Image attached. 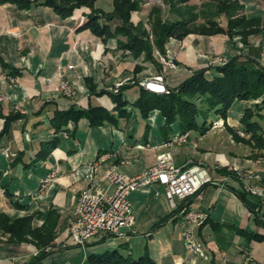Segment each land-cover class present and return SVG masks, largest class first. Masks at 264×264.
<instances>
[{
	"label": "crops",
	"instance_id": "0c3cea01",
	"mask_svg": "<svg viewBox=\"0 0 264 264\" xmlns=\"http://www.w3.org/2000/svg\"><path fill=\"white\" fill-rule=\"evenodd\" d=\"M238 2L246 19L261 21L260 31L248 36L247 45L224 34H189L181 41L170 39L165 56L176 68L158 62L160 70L144 61L143 56L134 58L119 49L116 39L102 42L81 28L85 12L75 11L61 19L51 8L39 4L24 10L0 4V126L5 117L19 115L0 143V212L13 218L31 215L33 227L43 224L49 210L56 213L55 238L50 246L39 249L30 238L8 244L7 237H1L0 264H27L41 253L44 256L39 264H88L89 255L110 251L131 259L146 256L155 264H264V242L247 241L237 233L264 236V225L257 224L250 207L262 222L264 210L254 196L246 195L250 207L239 198L242 184L232 175L226 177L224 187L207 184L186 200L176 199L175 208L169 206L163 188L157 184L135 190L128 196L134 217L132 227L120 229L116 236L102 232L84 249L67 232L75 199L87 187L91 174L88 165L93 163L95 175L114 166L131 177L154 166L157 154L170 152L176 165L202 166L213 180L221 179L226 169L252 170L264 186V144L247 142L249 136L240 123L244 109L254 102L234 101L225 120L213 114L209 130L204 134L189 132L185 144L172 147L165 143L180 133L178 123L164 135V120L159 112L138 120L139 112L133 107L141 82L149 75H162L172 89L195 71L207 70L210 74L208 63L214 57L229 60L248 55L264 65V0ZM219 22L226 25L222 17ZM154 57L157 60L155 54ZM125 79L133 81L121 92L128 104V117L96 127L81 118L55 133L51 126L55 112L102 107L116 114L108 88ZM62 83L75 91L74 97L61 92ZM236 102L239 105L235 108ZM258 113L264 140V108ZM140 131L143 135L139 138ZM53 138L57 139L56 147L45 158H37L41 144ZM51 171L56 172V177L39 192L42 180ZM3 186L22 208L12 206ZM183 204L207 214L196 229L203 247L197 259L183 248L182 213L172 214Z\"/></svg>",
	"mask_w": 264,
	"mask_h": 264
},
{
	"label": "trees",
	"instance_id": "16d2710c",
	"mask_svg": "<svg viewBox=\"0 0 264 264\" xmlns=\"http://www.w3.org/2000/svg\"><path fill=\"white\" fill-rule=\"evenodd\" d=\"M112 10L104 13L95 8L96 0H0V4H13L17 9H28L31 5H43L51 8L61 19L70 17L77 10H87L86 20L81 28L88 29L93 35L106 42L116 39L119 49L128 51L134 58L143 56L144 61L151 63L158 70L160 64L154 54L158 52L165 56L166 45L170 39L183 40L189 34L215 35L224 34L229 39L237 38L243 45H247L249 35L260 31L259 19H246L242 14L243 6L238 0H204L200 5L191 3L192 0H162L165 8L152 5L147 13L146 21L132 22L133 13L141 11V3L137 0H111ZM224 18L223 27L219 19ZM111 23H115L111 28ZM139 69V67H136ZM207 70L193 72L187 79L175 88H168L167 94H155L139 89V94L133 107L143 119L157 111L164 120L162 132L164 135L171 130L173 123H178L180 133L198 131L204 134L212 124L210 116L219 115L227 118L228 110L234 101L254 102L251 107L244 109L240 123L248 134L247 142L255 145L264 144L260 127L257 122L259 110L264 108V65L252 56L238 55L226 61L223 65L209 66ZM123 85L114 94L107 92L114 103L116 114L102 107H89L86 110L70 109L55 112L51 118V126L55 133L62 131L68 124L75 125L81 118L88 120L90 126H101L104 123L114 124L118 118L130 115L127 102L122 97ZM18 114L5 117L0 126V143L9 134L12 123ZM200 118V121H199ZM234 138H239L232 134ZM57 144V139L41 144L37 158L43 159ZM226 174V171L223 172ZM4 195L14 208H22L14 200L12 193L1 187ZM246 193H239V198L247 204ZM186 200V199H185ZM254 220L258 225H264L254 207ZM187 210L186 205L177 207L172 214ZM56 213L49 210L40 227H33V216L10 217L0 212V237L6 236V242L21 243L30 240L39 249L50 246L55 238ZM247 241L264 242V236L256 233L237 231ZM44 253L32 258L27 264H39ZM88 264H155L150 258L143 256L131 259L122 256L117 251L89 255Z\"/></svg>",
	"mask_w": 264,
	"mask_h": 264
},
{
	"label": "built area",
	"instance_id": "2783aa9c",
	"mask_svg": "<svg viewBox=\"0 0 264 264\" xmlns=\"http://www.w3.org/2000/svg\"><path fill=\"white\" fill-rule=\"evenodd\" d=\"M140 1L141 7L146 6L144 0ZM157 5V4H156ZM158 6L164 7L162 0ZM264 29V27H262ZM158 62L164 67L175 69L176 65L166 56L155 52ZM222 57L210 59L208 66H219L226 63ZM72 69V66H68ZM125 79L108 88L116 94L119 89L129 83ZM144 90L155 94H167L168 87L162 75H149L141 82ZM61 92L68 98L75 95V91L67 84L62 83ZM2 97H0L1 100ZM189 138V132L177 133L169 138L165 145L172 147L183 145ZM95 163L88 165L90 180L85 189L76 197L71 215L67 222V232L77 246L85 248L88 241L104 232L109 235H119L120 229L131 228L134 217L131 213L128 196L137 189L157 184L163 188L164 195L171 208H175V200H185L197 194L207 184L224 187L226 177L234 176L242 184L243 192L254 196L259 201L261 210H264V186L259 184L260 177L252 170L238 172L226 169V174L219 180H213L209 172L199 165L175 164L170 152L157 154L154 166L135 176H127L116 168L109 167L102 174H94ZM218 169V167H217ZM56 177V172H49L41 182L39 192L48 187ZM207 218V214L199 210L187 209L183 214L182 239L184 248L190 256H202L201 243L196 236V229ZM186 264H193L189 261Z\"/></svg>",
	"mask_w": 264,
	"mask_h": 264
},
{
	"label": "rangeland",
	"instance_id": "374dc122",
	"mask_svg": "<svg viewBox=\"0 0 264 264\" xmlns=\"http://www.w3.org/2000/svg\"><path fill=\"white\" fill-rule=\"evenodd\" d=\"M144 1H145V3H147V5L146 6H142L140 12L133 13L132 19H131L133 23H137L140 20L143 21V22H145L146 21V17H147V13L149 11V8L152 5H156V4L158 5V0H144ZM203 1L204 0H192L191 3L200 5ZM94 6H95L96 9H100L104 13H108V12H110L112 10V1L111 0H96ZM162 8H165V7H162ZM76 12H85V13H88L87 10H82V9L77 10ZM114 25H115V23H111V26L110 27L113 28ZM158 75H160V74H158ZM129 81H130L129 82L130 84L133 83L132 80H129ZM169 81H170L171 84L173 83V81H171V80H169ZM129 83H127V85H129ZM237 105H239L238 102H236V104H235L234 107L236 108ZM138 120H140V114H139V119ZM199 121H200V118H199ZM173 126H177V122L173 123ZM142 135H143V131L138 132L139 138ZM183 248H184V244H183ZM184 250H185V248H184ZM185 252L190 256V253L188 251L185 250ZM201 253L203 254V247H202V245H201ZM198 254H197V257L194 258V259L199 258L198 257ZM192 257H195V256H192ZM194 259H193V261H194Z\"/></svg>",
	"mask_w": 264,
	"mask_h": 264
}]
</instances>
